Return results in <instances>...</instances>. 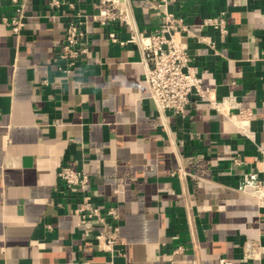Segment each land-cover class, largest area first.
Segmentation results:
<instances>
[{
	"label": "crops",
	"instance_id": "obj_1",
	"mask_svg": "<svg viewBox=\"0 0 264 264\" xmlns=\"http://www.w3.org/2000/svg\"><path fill=\"white\" fill-rule=\"evenodd\" d=\"M52 1L28 0L17 34L3 21L13 4L0 2V264H248L250 252L264 264L252 185L264 182V0L169 5L210 97L253 111L245 134L195 93L184 114L157 109L128 42L159 27L156 0H120L127 21L105 24L103 0ZM221 13L225 35L201 27ZM76 17L87 53L69 67L59 53ZM62 167L89 175L94 205L117 209L112 251L95 238L100 223H79Z\"/></svg>",
	"mask_w": 264,
	"mask_h": 264
},
{
	"label": "built area",
	"instance_id": "obj_2",
	"mask_svg": "<svg viewBox=\"0 0 264 264\" xmlns=\"http://www.w3.org/2000/svg\"><path fill=\"white\" fill-rule=\"evenodd\" d=\"M10 1L14 6V13L11 16H4L3 21L9 24L12 31L17 34L24 26L23 17L28 0ZM119 1H102L98 19L103 24L114 20L127 21L125 11L120 7ZM179 1L183 0H156V13L161 18L159 27L150 33L136 31L128 40V42L136 43L144 54L145 79L150 88L151 98L155 101L159 112L172 111L176 114H184L192 93L206 97L218 112L237 123L239 132L245 134L247 132L246 123L253 116L251 108L241 105L233 94L226 95L220 101L211 98V89L201 85L200 78L190 65L189 43L183 36L188 31V26L183 17L169 9V5ZM51 4L58 5L59 0H53ZM82 24L83 21L76 17L65 29V40L59 58L65 60L69 67L87 53V49L81 46L80 42L86 34ZM207 26L216 28L222 35H225L227 26L224 13L203 19L201 27ZM111 36L113 37V34ZM58 177L68 192L80 196L81 200L74 209L79 223L88 228L94 221L100 223L102 227L95 233V238L112 251L120 241L117 209L114 206L102 209L92 203L87 192L90 181L87 173L62 167L58 172ZM252 185L258 204L264 208V182L257 180L252 182ZM181 250L182 248H178L175 252ZM260 253H248L247 256L251 260L248 264H259Z\"/></svg>",
	"mask_w": 264,
	"mask_h": 264
}]
</instances>
